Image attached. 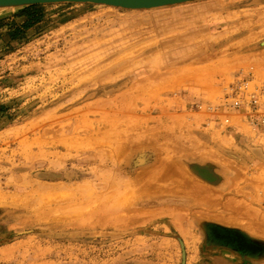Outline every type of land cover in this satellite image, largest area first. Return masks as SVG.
<instances>
[{
    "label": "rangeland",
    "instance_id": "374dc122",
    "mask_svg": "<svg viewBox=\"0 0 264 264\" xmlns=\"http://www.w3.org/2000/svg\"><path fill=\"white\" fill-rule=\"evenodd\" d=\"M23 9L0 10V264H264V137L224 106L264 86V1Z\"/></svg>",
    "mask_w": 264,
    "mask_h": 264
},
{
    "label": "built area",
    "instance_id": "2783aa9c",
    "mask_svg": "<svg viewBox=\"0 0 264 264\" xmlns=\"http://www.w3.org/2000/svg\"><path fill=\"white\" fill-rule=\"evenodd\" d=\"M251 81L239 79L234 83L226 97L225 107L231 111H246L250 125L264 137V86L249 91Z\"/></svg>",
    "mask_w": 264,
    "mask_h": 264
},
{
    "label": "water",
    "instance_id": "95a60500",
    "mask_svg": "<svg viewBox=\"0 0 264 264\" xmlns=\"http://www.w3.org/2000/svg\"><path fill=\"white\" fill-rule=\"evenodd\" d=\"M204 0H0V8H26L59 3H91L129 10H150L173 7Z\"/></svg>",
    "mask_w": 264,
    "mask_h": 264
},
{
    "label": "bare ground",
    "instance_id": "6f19581e",
    "mask_svg": "<svg viewBox=\"0 0 264 264\" xmlns=\"http://www.w3.org/2000/svg\"><path fill=\"white\" fill-rule=\"evenodd\" d=\"M2 9H10V8H0V10H2ZM181 75V74H180ZM183 75V74H182ZM185 75V74H184ZM187 76V75H186ZM197 146V145H196ZM254 151V150H253ZM206 152V151H205ZM209 153H211V152H209ZM201 154V153H200ZM201 155H203V154H201ZM206 155V154H205ZM209 155V154H208ZM212 155V154H211ZM211 155H209V156H211ZM261 156V155H260ZM201 157V156H200ZM207 157V156H206ZM207 158H209V157H207ZM213 158V157H212ZM173 172H175V171H173ZM178 172V171H177ZM180 172V171H179ZM175 174V173H174ZM184 174V173H183ZM183 174H181V176L183 175ZM187 179V178H186ZM191 183H193L194 184V182H192L191 181ZM193 184H190V186H191V188L193 187ZM191 188H189V189H191ZM193 188H196L195 186L193 187ZM103 199V198H102ZM103 200H105V199H103ZM102 200V201H103ZM105 201H106V203H105ZM104 202H103V204L101 205V207L98 209L97 208V210H99V211H102L103 210V207H105L106 205H107V203H108V199L106 198V200H105ZM96 210V211H97ZM93 211V210H92ZM94 213H99L98 211L97 212H94ZM166 213V212H165ZM164 214V213H163ZM170 213H168V215H169ZM170 216V215H169ZM173 221V220H172ZM224 237V236H223Z\"/></svg>",
    "mask_w": 264,
    "mask_h": 264
},
{
    "label": "trees",
    "instance_id": "16d2710c",
    "mask_svg": "<svg viewBox=\"0 0 264 264\" xmlns=\"http://www.w3.org/2000/svg\"><path fill=\"white\" fill-rule=\"evenodd\" d=\"M36 6H31V7H26V8H24L23 10H29V9H34Z\"/></svg>",
    "mask_w": 264,
    "mask_h": 264
},
{
    "label": "crops",
    "instance_id": "0c3cea01",
    "mask_svg": "<svg viewBox=\"0 0 264 264\" xmlns=\"http://www.w3.org/2000/svg\"><path fill=\"white\" fill-rule=\"evenodd\" d=\"M264 1V0H263ZM211 10V9H210Z\"/></svg>",
    "mask_w": 264,
    "mask_h": 264
}]
</instances>
